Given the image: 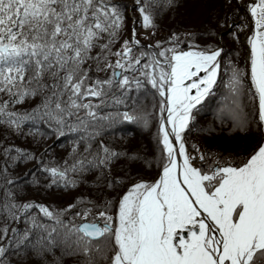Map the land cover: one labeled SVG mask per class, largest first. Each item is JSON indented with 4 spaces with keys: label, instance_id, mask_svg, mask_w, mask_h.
<instances>
[{
    "label": "snow or ice",
    "instance_id": "6c2138e0",
    "mask_svg": "<svg viewBox=\"0 0 264 264\" xmlns=\"http://www.w3.org/2000/svg\"><path fill=\"white\" fill-rule=\"evenodd\" d=\"M177 6L135 0L140 20L131 19L123 39L130 9L121 0H0V264H264V0L245 7L252 28L244 69L218 42L197 44L192 31L142 44L136 24L155 35L157 10ZM221 83L216 120L254 143L189 151L188 135ZM121 121L155 126L156 148L142 161L131 157L141 170L117 177L129 157L105 137ZM68 134L61 160L45 159L49 147L30 151L10 140ZM89 176L104 193L96 199L79 195L59 207L21 196L29 186L76 189Z\"/></svg>",
    "mask_w": 264,
    "mask_h": 264
},
{
    "label": "trees",
    "instance_id": "16d2710c",
    "mask_svg": "<svg viewBox=\"0 0 264 264\" xmlns=\"http://www.w3.org/2000/svg\"><path fill=\"white\" fill-rule=\"evenodd\" d=\"M196 1H200L203 3H214L219 2L220 5H216L211 10H208L209 7L205 5L204 10L200 13V16L204 17L206 16V19H202L201 24L209 25L210 22H214L216 25L213 28H209L216 32V34L219 32L221 26H219L220 23H227L231 19V15L234 14L235 7L240 8L242 16L239 17L240 24L238 25H245L243 28L234 26L231 30V37L230 39V45L226 49L229 54L232 56L234 61L239 65L240 68L244 69L246 67V63L244 61V54H245V48L243 45H241L242 38H247V35H251V31L248 32L247 30H251L252 28V22L251 17L248 15L245 11L246 5L250 2V0H178V6L175 9H159L157 10L156 16H155V23L157 25V28L155 29L156 36L163 35L164 29H171L170 32H176L178 33L182 39L185 38V34L189 31L194 32L197 35L196 43L204 46L206 43H217L216 36L214 38L209 37L207 30L202 31V34H199L200 32L196 33L198 30L195 29H181L179 26L175 27L177 25L176 22H173L171 28H167V24L170 23V20L173 19L174 16H172L171 19L165 20L163 17L174 15L179 9H190V10H197ZM135 0H121V3L131 6L134 4ZM184 6V7H183ZM129 11L127 12L128 22L126 24V29L123 32L122 36L123 39H129L128 32H129V12L131 11V7H129ZM188 12V11H187ZM133 13V12H132ZM135 13V12H134ZM171 13V14H169ZM186 15L183 13L178 12L175 14V17L177 16H184L186 19L193 21L195 18L194 16ZM174 17V18H175ZM196 21H201L199 19L200 17L196 16ZM227 17V20L225 18ZM192 18V19H191ZM175 20V19H174ZM167 22L163 25V23ZM249 26L250 28L247 29L246 27ZM142 27V24H141ZM143 28V27H142ZM144 29V28H143ZM152 32L151 30H148ZM168 33V32H167ZM232 33H235L239 36V41L235 40L233 38ZM123 39L115 45V49H118L120 45L123 43ZM166 38H160L159 40H165ZM226 40V39H225ZM156 43V41H155ZM221 45V44H220ZM222 46V45H221ZM186 47V45H185ZM225 47V46H223ZM114 49V50H115ZM239 54L238 57L236 54ZM95 54V53H94ZM115 59L114 57L112 58ZM227 59V57H226ZM249 72V70H248ZM250 74V72H249ZM94 75H98L103 77L105 73H94ZM223 75V73L221 74ZM226 79V77L224 78ZM250 82V81H249ZM225 95V89L221 83V85L216 89V95L209 98L206 106L202 111L198 114V120L199 125L197 129H194L189 135L188 139L190 140L188 144H196V146H200L203 149H211L213 151L220 150L224 152H230V151H236V150H247L251 148L252 144L254 143V137L246 136L245 134L241 133L239 135H236L235 133L229 134V129L225 126L223 129H221L220 123L218 120H216V112L217 108L221 102L219 97ZM141 99H144V97H141ZM35 101L26 103L24 107H30L34 106ZM147 103H151V97H147ZM111 110V109H107ZM142 127L141 131L138 132L135 126ZM215 126V131L211 134H207V128H204L203 134L199 131L200 128H203L204 126L212 127ZM42 131H47L45 126H41ZM124 132V133H122ZM141 133L140 137L145 136L146 139H142L140 137H136L135 133ZM156 132V127L153 126L150 129L144 128L142 125L138 123H130L126 121H121L114 125L111 129L108 130L107 135L105 137V143L109 144L110 146L114 147L115 149L125 152L128 154L129 159L122 158L120 162L116 165V171L115 174L117 177L121 175L124 171L134 173L141 170V162H134L131 157L132 156H139L142 158L145 154L149 153L147 150L150 147V143L153 146V149L156 148L154 134ZM7 135L5 132L4 126L0 125V144L4 143L3 136ZM195 136H202V141L196 142ZM36 139L39 141V144H37L31 136L24 137H13L10 138L11 141H14L15 145L17 147H21L30 151H36L37 148L42 150L45 147H49L51 151L49 152L48 157H45V159H56L61 160L62 158L66 157L68 152L71 150L72 147V140L74 137L71 134H68L63 137H55L53 136L51 139L44 137L41 138L39 135L36 137ZM141 143L143 148L138 144ZM147 149V150H146ZM158 151V149H157ZM3 166V158L0 156V167ZM34 165L32 163H29L27 165L20 164L19 168L16 169V171L13 173V175H23L26 173L29 169H32ZM19 169V171H18ZM22 170V171H20ZM154 173L152 171H148L147 175L151 176ZM27 183L31 184L32 177L29 176L26 178ZM94 177L89 176L87 183L79 186L76 189H69V190H59V189H53L45 191L43 188H36L33 186L26 187L25 190L21 193V196L24 198H27L29 200H33L36 202L51 204L54 206L59 207H66L68 203L74 202V198L79 195H84L85 197H90L92 199H96L98 195H103L100 190L90 187L89 185L93 184ZM119 190V189H117ZM112 197L116 195L115 192H111L109 190ZM71 195V196H69ZM102 203V201H100ZM70 264V262H69Z\"/></svg>",
    "mask_w": 264,
    "mask_h": 264
},
{
    "label": "rangeland",
    "instance_id": "374dc122",
    "mask_svg": "<svg viewBox=\"0 0 264 264\" xmlns=\"http://www.w3.org/2000/svg\"><path fill=\"white\" fill-rule=\"evenodd\" d=\"M196 3H197L196 6L198 7L197 10H190V9H186V8L185 9H182L181 8L176 13H174V15H171V17L170 16H167V15L165 17H163L165 20H169V19L172 18V16L175 17V14H177L178 12H180V13H183L184 12V14H186V15H189V13H191L190 16H194V18H195L193 21L186 19L184 16H177L175 18L173 17V19L170 20V23L167 24V28H171L173 22H176L177 25L175 27L179 26L181 29H195V30H198L196 32V33L200 32V33H198V35L199 34H202L203 33L202 31L208 30L209 28H213L214 29V27H215L216 24L214 22H212V21L210 22V20H208L209 21V25H204L203 26L201 24L202 19L205 20L206 19V16L202 17V16H200V13L204 10L205 5L207 7H209L208 10H211L217 4L220 5L219 2H214V3L209 4V3H203V2H200V1H196ZM235 11L236 12L231 15V18H230L231 20L226 23L227 25H229L231 27H221L220 30H219V32L217 33V36H216L217 42L219 44H221L222 46H225L226 49L230 45V39H229V37H231V34L230 33H231L232 28L234 27L233 25H238L241 22L240 19H238L239 17L242 16V13H241L240 8H238V7L236 8L235 7ZM169 14H171V13H169ZM196 16L200 17L199 19H201V21H196L197 20V17ZM133 17H135L137 19V21H139L140 20V14H139V12L138 11L135 12V13L134 12L133 13L132 12H129V20H130L129 21V32H128L129 38L131 37V29H132L131 19ZM166 23L167 22L163 23V25L166 24ZM246 28L249 29L250 27L247 26ZM136 29H137V33H138V39L144 45H149V44L154 45L155 44V41H158L160 38H167V37H169V35L171 34L170 30H172V28L171 29H164L163 35L156 36V34L153 35L152 32L143 29L141 27V23H139V22L136 24ZM247 31L250 32L251 30H247ZM221 35H223V39L222 40H221ZM249 35L250 34H248L247 37ZM241 43H242L241 45H243V47L246 49L245 50V54H244V61L246 63L247 62V58L249 56V52H250V46L247 44V38H245V37L242 38ZM248 70L250 72V67L248 68ZM219 99L222 101L223 96L219 97ZM134 128H136L138 130V132H140L141 129H142V127H138L137 125ZM138 132L135 133V136L136 137H140V135H141V133H138ZM122 133H124V132H122ZM140 138L146 139L145 136H142ZM201 138H202V136H198V139H197V136H195L196 142H199L200 143L202 141ZM189 141L190 140L187 139V143H189ZM138 144L141 146V148L144 147V146L141 145V143H138ZM192 145L193 144H188L189 151L192 150ZM150 147L151 148H149L148 150L146 149L147 152H149V153L153 150V146H152L151 143H150ZM197 147H199L201 149V151L204 150L199 145ZM18 171H19V169H18ZM20 171H22V170H20ZM130 173H134V172L131 171ZM69 196H71V195H69Z\"/></svg>",
    "mask_w": 264,
    "mask_h": 264
},
{
    "label": "bare ground",
    "instance_id": "6f19581e",
    "mask_svg": "<svg viewBox=\"0 0 264 264\" xmlns=\"http://www.w3.org/2000/svg\"><path fill=\"white\" fill-rule=\"evenodd\" d=\"M129 7H131V4H129Z\"/></svg>",
    "mask_w": 264,
    "mask_h": 264
}]
</instances>
